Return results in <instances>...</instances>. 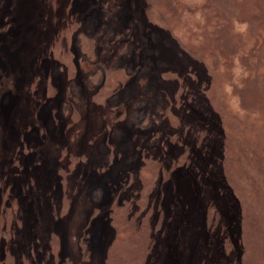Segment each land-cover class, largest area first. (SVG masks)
Here are the masks:
<instances>
[{"label":"rangeland","instance_id":"rangeland-1","mask_svg":"<svg viewBox=\"0 0 264 264\" xmlns=\"http://www.w3.org/2000/svg\"><path fill=\"white\" fill-rule=\"evenodd\" d=\"M0 264H264V0H0Z\"/></svg>","mask_w":264,"mask_h":264},{"label":"trees","instance_id":"trees-1","mask_svg":"<svg viewBox=\"0 0 264 264\" xmlns=\"http://www.w3.org/2000/svg\"><path fill=\"white\" fill-rule=\"evenodd\" d=\"M94 72L96 73V74H100V69H97V67L94 69V71H90V73H91V76H93V74H94Z\"/></svg>","mask_w":264,"mask_h":264}]
</instances>
